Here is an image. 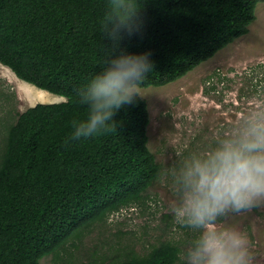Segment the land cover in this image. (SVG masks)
<instances>
[{
  "label": "trees",
  "instance_id": "1",
  "mask_svg": "<svg viewBox=\"0 0 264 264\" xmlns=\"http://www.w3.org/2000/svg\"><path fill=\"white\" fill-rule=\"evenodd\" d=\"M264 0H0V63L66 98L37 103L0 157V264H41L79 230L141 202L162 165L147 101L247 34ZM164 241L118 264H190Z\"/></svg>",
  "mask_w": 264,
  "mask_h": 264
},
{
  "label": "rangeland",
  "instance_id": "2",
  "mask_svg": "<svg viewBox=\"0 0 264 264\" xmlns=\"http://www.w3.org/2000/svg\"><path fill=\"white\" fill-rule=\"evenodd\" d=\"M256 14L184 77L128 89L148 103L161 175L144 200L82 227L41 264H118L164 241L190 264H264V1ZM65 100L0 63V157L23 111Z\"/></svg>",
  "mask_w": 264,
  "mask_h": 264
}]
</instances>
